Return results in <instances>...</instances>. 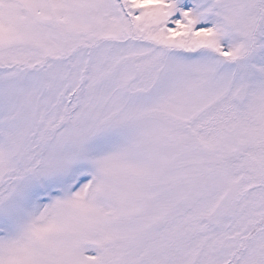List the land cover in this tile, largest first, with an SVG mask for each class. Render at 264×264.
I'll return each mask as SVG.
<instances>
[{"label": "snow or ice", "instance_id": "1", "mask_svg": "<svg viewBox=\"0 0 264 264\" xmlns=\"http://www.w3.org/2000/svg\"><path fill=\"white\" fill-rule=\"evenodd\" d=\"M0 264H264V0H0Z\"/></svg>", "mask_w": 264, "mask_h": 264}]
</instances>
